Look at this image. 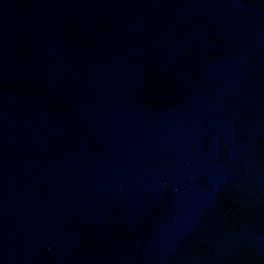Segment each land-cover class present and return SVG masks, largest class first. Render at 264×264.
<instances>
[{"label":"water","instance_id":"95a60500","mask_svg":"<svg viewBox=\"0 0 264 264\" xmlns=\"http://www.w3.org/2000/svg\"><path fill=\"white\" fill-rule=\"evenodd\" d=\"M0 264H264V0H0Z\"/></svg>","mask_w":264,"mask_h":264}]
</instances>
